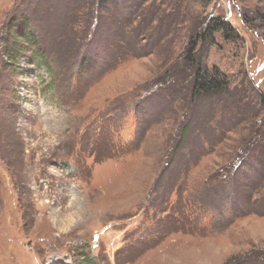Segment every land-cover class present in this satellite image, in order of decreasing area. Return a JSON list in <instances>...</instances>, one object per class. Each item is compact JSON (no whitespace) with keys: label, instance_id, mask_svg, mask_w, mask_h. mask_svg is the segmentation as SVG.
<instances>
[{"label":"rangeland","instance_id":"1","mask_svg":"<svg viewBox=\"0 0 264 264\" xmlns=\"http://www.w3.org/2000/svg\"><path fill=\"white\" fill-rule=\"evenodd\" d=\"M65 263L264 264V0H0V264Z\"/></svg>","mask_w":264,"mask_h":264},{"label":"trees","instance_id":"2","mask_svg":"<svg viewBox=\"0 0 264 264\" xmlns=\"http://www.w3.org/2000/svg\"><path fill=\"white\" fill-rule=\"evenodd\" d=\"M218 28H221V30H228V27L225 23H219ZM8 36V37H7ZM6 39L8 41V44L6 45V48L9 50V46H16L20 43V45L23 42V45L25 46H32L37 47L38 46V40L35 31L32 28L31 22L29 17L21 15V16H15L13 17L9 24H8V33H7ZM22 40V42H20ZM36 53V55L41 54V50L35 49V52H33V55ZM9 57L11 58V65H16V63L19 61V58L21 57V54L19 51L16 53L9 54ZM39 58V56L37 57ZM35 61V60H34ZM88 61V60H86ZM85 64V63H84ZM83 65V64H82ZM196 87H195V93L197 95H204L208 94L211 90H219L220 89V83L219 79L216 77V75H212L209 70H206L203 73H200L197 80H196ZM225 205L227 207H230V211L228 212L229 215H231V219L234 218L237 215V210L234 208L233 202L231 200H228ZM215 207V206H214ZM212 209H218L217 207ZM220 215L223 214L222 210H219ZM86 259V258H84Z\"/></svg>","mask_w":264,"mask_h":264},{"label":"bare ground","instance_id":"3","mask_svg":"<svg viewBox=\"0 0 264 264\" xmlns=\"http://www.w3.org/2000/svg\"><path fill=\"white\" fill-rule=\"evenodd\" d=\"M54 259V258H53ZM66 264V263H65Z\"/></svg>","mask_w":264,"mask_h":264}]
</instances>
